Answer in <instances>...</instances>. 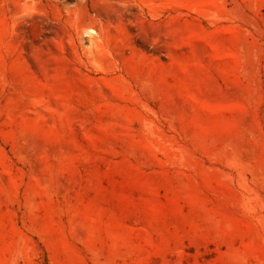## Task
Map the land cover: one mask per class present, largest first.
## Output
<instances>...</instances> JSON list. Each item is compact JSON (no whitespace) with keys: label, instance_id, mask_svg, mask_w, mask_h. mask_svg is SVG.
Here are the masks:
<instances>
[{"label":"rangeland","instance_id":"obj_1","mask_svg":"<svg viewBox=\"0 0 264 264\" xmlns=\"http://www.w3.org/2000/svg\"><path fill=\"white\" fill-rule=\"evenodd\" d=\"M0 264H264V0H0Z\"/></svg>","mask_w":264,"mask_h":264}]
</instances>
